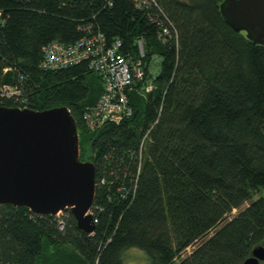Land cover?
<instances>
[{
  "label": "trees",
  "instance_id": "1",
  "mask_svg": "<svg viewBox=\"0 0 264 264\" xmlns=\"http://www.w3.org/2000/svg\"><path fill=\"white\" fill-rule=\"evenodd\" d=\"M221 2L0 0V85L22 77L26 109L65 106L96 175L90 234L69 209L59 218L0 204V264H125L134 249L149 264H241L264 246V45L228 25ZM98 33L132 56L141 39L154 88L135 83L131 114L88 131L81 116L101 77L85 61L45 70L41 50Z\"/></svg>",
  "mask_w": 264,
  "mask_h": 264
},
{
  "label": "water",
  "instance_id": "2",
  "mask_svg": "<svg viewBox=\"0 0 264 264\" xmlns=\"http://www.w3.org/2000/svg\"><path fill=\"white\" fill-rule=\"evenodd\" d=\"M227 24L264 45V0H222ZM76 121L65 107L35 111L0 105V204L42 216L70 210L76 226L94 230L95 165L82 161ZM264 261L256 245L241 264Z\"/></svg>",
  "mask_w": 264,
  "mask_h": 264
},
{
  "label": "built area",
  "instance_id": "3",
  "mask_svg": "<svg viewBox=\"0 0 264 264\" xmlns=\"http://www.w3.org/2000/svg\"><path fill=\"white\" fill-rule=\"evenodd\" d=\"M133 2L137 8L151 9L150 0H133ZM159 28L163 36L169 33L162 23H159ZM162 34L160 33L159 36L163 40ZM136 43L137 56L122 53L120 51L121 42L117 39L108 46L104 36L100 33L83 36L70 45L52 41L42 48L41 67L45 70H60L85 61L89 69L101 77L103 92L95 104L85 107L81 116L84 127L88 131H96L107 123L118 124L131 114L132 107L127 95L135 83L142 82L146 93L154 88L145 73L142 61L143 41L136 39ZM21 78H18L17 83L0 85V100L9 99L19 103L17 107L25 108V101L22 98L23 90L20 85ZM66 211L58 213L55 217L61 218ZM90 212L93 215L92 210ZM63 225V221H60L59 227Z\"/></svg>",
  "mask_w": 264,
  "mask_h": 264
},
{
  "label": "rangeland",
  "instance_id": "4",
  "mask_svg": "<svg viewBox=\"0 0 264 264\" xmlns=\"http://www.w3.org/2000/svg\"><path fill=\"white\" fill-rule=\"evenodd\" d=\"M156 61H157V59L155 58V61L154 62L157 63ZM260 194L264 196V191H262ZM257 196H258V194L254 195L253 198H256ZM250 202L251 201H247L240 208L233 209L230 212L231 214L229 215V218H232L233 216H236L241 210H243L244 207H246L248 204H250ZM198 244H199V242L198 243H195V244H193L191 246H189L186 251H184L183 253L180 254V257L183 258V257L188 256L192 252V250L195 249V247ZM124 259H125L124 260L125 264H149L147 255L143 251L138 250V249H134V250L127 251L124 254ZM259 264H264V261L263 262H260Z\"/></svg>",
  "mask_w": 264,
  "mask_h": 264
},
{
  "label": "bare ground",
  "instance_id": "5",
  "mask_svg": "<svg viewBox=\"0 0 264 264\" xmlns=\"http://www.w3.org/2000/svg\"><path fill=\"white\" fill-rule=\"evenodd\" d=\"M159 29H160V28H159ZM134 45H135V44H134ZM151 65H152V64H151ZM94 73H95V72H94ZM96 82H97V81H96ZM15 107H16V106H15ZM123 120H124V119H123ZM123 120H122V121H123ZM120 122H121V121H120ZM122 262H123V260H122Z\"/></svg>",
  "mask_w": 264,
  "mask_h": 264
}]
</instances>
